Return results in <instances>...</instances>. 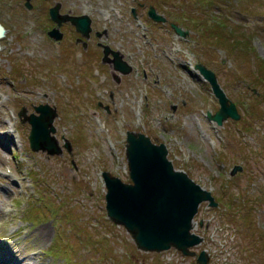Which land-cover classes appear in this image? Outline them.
I'll return each mask as SVG.
<instances>
[{
  "label": "rangeland",
  "instance_id": "obj_1",
  "mask_svg": "<svg viewBox=\"0 0 264 264\" xmlns=\"http://www.w3.org/2000/svg\"><path fill=\"white\" fill-rule=\"evenodd\" d=\"M31 1L28 8L25 0H0L7 28L0 47V264H198L175 249H137L107 216L102 173L130 181L129 130L166 144L174 166L218 201L200 205L194 231L204 241L194 250L206 249L209 264H264V0ZM57 4L60 14L91 17L86 49L70 23L62 25L63 41L48 35ZM151 5L166 22L149 17ZM217 19L250 52L229 34H202ZM172 22L188 34L177 35ZM102 43L122 54L129 74L102 61ZM200 62L217 74L241 119H208L220 105L195 68ZM45 103L58 111L61 155L33 151L31 126L20 120L23 107L30 114ZM37 209L43 213L30 217Z\"/></svg>",
  "mask_w": 264,
  "mask_h": 264
},
{
  "label": "water",
  "instance_id": "obj_2",
  "mask_svg": "<svg viewBox=\"0 0 264 264\" xmlns=\"http://www.w3.org/2000/svg\"><path fill=\"white\" fill-rule=\"evenodd\" d=\"M26 6L32 7L31 0H26ZM60 7L57 4L50 8L49 15L56 27L48 31L49 36L55 40L62 39L61 26L69 22L81 36L77 39L78 42L86 48V41L93 31L91 17L86 14H60ZM155 9L153 5L149 7V17L155 22H166L167 18ZM132 12L136 17V8ZM171 26L179 36L185 37L188 34V31L174 22ZM6 32L7 29L0 21V40ZM101 46L104 63L112 64L115 71L125 75L132 71L131 65L123 60L119 51L107 44L102 43ZM195 68L210 83L211 90L219 101V109L214 114L209 110L208 119L218 125H223L229 118L241 119L236 103L229 99L217 74L201 62ZM116 77L119 80L118 74ZM248 106L246 104V108ZM33 109L34 112L30 114L25 107L19 112L20 120L31 126L28 139L31 149L44 151L49 155H61L63 149L56 139L54 125L58 117L57 108L45 103L36 105ZM125 146L130 181L125 182L106 170L102 173L107 189L105 209L109 219L125 227L139 250L160 253L175 249L185 256L195 257L198 264H209L210 254L206 249L200 252L194 250L195 246L204 241V237L194 231V226L202 203L207 202L210 207L218 206L212 191L198 184L185 170L176 168L169 158L166 144L153 141L146 133L127 131ZM65 147L71 151L68 140ZM239 169L241 166H235L234 172Z\"/></svg>",
  "mask_w": 264,
  "mask_h": 264
},
{
  "label": "trees",
  "instance_id": "obj_3",
  "mask_svg": "<svg viewBox=\"0 0 264 264\" xmlns=\"http://www.w3.org/2000/svg\"><path fill=\"white\" fill-rule=\"evenodd\" d=\"M261 1V0H260ZM209 3V2H208ZM200 26V25H199ZM227 26H228V21L226 20V19H217V21H216V25L214 24V23H212V25L210 26V27H208V28H205L204 26V28H203V30H202V34H205L207 37H211V36H213L212 38H215L216 39V37L219 35L220 37H223V35L224 34H229V36L232 38V39H228V40H234V41H236V43H237V46L238 45H242L243 43V45L242 46H240V47H242V49H244V47L246 48V51L249 49V51H247V52H250V47L251 46H249V44H247V41L244 39V38H242V39H240V37H237L236 36V34H235V32L236 31H234L233 30V28L232 29H225V28H227ZM207 27V26H206ZM234 31V33H233V35H232V32ZM218 33V34H217ZM205 36V37H206ZM225 36V35H224ZM228 36V37H229ZM229 37V38H230ZM242 40V41H241ZM241 41V42H240ZM255 67V66H254ZM258 67V66H257ZM259 69L261 70V73H264V60L259 64ZM259 69H258V71H259ZM258 80H260V81H264V77H262V76H259V79ZM35 212H37V213H35L34 214V212L33 211H28V214H30V217L31 216H37L38 214H41V213H43V212H41V211H39V209H37V210H35ZM49 212H52V211H49ZM32 221H35L34 219H32Z\"/></svg>",
  "mask_w": 264,
  "mask_h": 264
},
{
  "label": "bare ground",
  "instance_id": "obj_4",
  "mask_svg": "<svg viewBox=\"0 0 264 264\" xmlns=\"http://www.w3.org/2000/svg\"><path fill=\"white\" fill-rule=\"evenodd\" d=\"M40 233L45 236L46 234H48V228L42 227ZM17 264H30V262L28 261L27 258H23V260L22 259L19 260V262Z\"/></svg>",
  "mask_w": 264,
  "mask_h": 264
},
{
  "label": "flooded vegetation",
  "instance_id": "obj_5",
  "mask_svg": "<svg viewBox=\"0 0 264 264\" xmlns=\"http://www.w3.org/2000/svg\"><path fill=\"white\" fill-rule=\"evenodd\" d=\"M25 3H26V0H25ZM31 4H32V1H31ZM32 6H33V5H32ZM49 14H50V10H49ZM0 21H1V19H0ZM1 23H2V21H1ZM54 23H55V22H54ZM67 23H69V22H67ZM2 24H3V23H2ZM55 24H56V23H55ZM55 24H54V25H55ZM3 25H4V24H3ZM4 26H5V25H4ZM5 28H6V27H5ZM61 28H62V26H61ZM6 29H7V28H6ZM61 30H62V29H61ZM75 30H76V29H75ZM61 32H62V31H61ZM76 32H77V31H76ZM48 35H49V34H48ZM64 36H65V35H63V38L60 39V40H55L54 38H53V39H54V41H56V42H61V41H63ZM97 36H99L98 33H97ZM90 37H91V36H90ZM51 38H52V37H51ZM77 39H78V38H77ZM89 39H90V38H89ZM89 39H88V40H89ZM77 43H81V42H78V40H77ZM87 43H88V42H87ZM81 44H82V43H81ZM82 45H83V47H84V44H82ZM87 45H88V44H87ZM99 45H101V44H99ZM84 48H85V47H84ZM86 48H87V47H86ZM86 48H85V49H86ZM85 54H86V53H85Z\"/></svg>",
  "mask_w": 264,
  "mask_h": 264
}]
</instances>
